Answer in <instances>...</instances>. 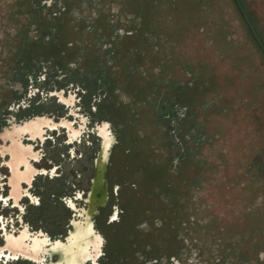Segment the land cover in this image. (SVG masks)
<instances>
[{
    "label": "rangeland",
    "instance_id": "1",
    "mask_svg": "<svg viewBox=\"0 0 264 264\" xmlns=\"http://www.w3.org/2000/svg\"><path fill=\"white\" fill-rule=\"evenodd\" d=\"M18 1L0 0V94L11 102L0 107V128L4 118L30 114L32 103H41L33 114L81 129L95 105L115 127L107 169L118 185V222L106 230L112 264L161 256L173 264L171 255L181 259L168 246L174 233L189 243L192 232L199 264L201 253L213 259L207 264H264V0H236L239 11L232 0H33L49 14L38 34L51 42L27 48L54 63L30 79L9 74L18 64L9 36L25 15ZM65 130L33 145L32 166L54 170L37 178L28 197L11 194L1 165L8 155L0 154V235L23 226L53 239L68 216L65 200L80 207L74 194L97 184L88 161L98 155L103 162L104 150L93 138L66 144ZM37 263L19 256L12 264Z\"/></svg>",
    "mask_w": 264,
    "mask_h": 264
},
{
    "label": "flooded vegetation",
    "instance_id": "2",
    "mask_svg": "<svg viewBox=\"0 0 264 264\" xmlns=\"http://www.w3.org/2000/svg\"><path fill=\"white\" fill-rule=\"evenodd\" d=\"M18 6L19 8H23L25 15L20 19V22L15 29V33L12 35L10 34L9 36L15 42L13 46L18 47V64L15 68H10L9 74L13 72L16 76L18 75V79L19 76H25L27 79H30V77H35L37 75L35 70L40 65L44 68L49 64L54 63V61L50 60L47 55L43 54V52V55L39 53L33 55L27 48H30L27 44L28 41H31L33 44L42 43V41L44 42L45 40L47 43L51 42L48 37H45L46 39L41 38L38 34V32L41 31L39 27H45L42 20L50 22L48 21L49 14L43 11V7L37 5L33 0L27 5L22 0L18 1ZM50 24L51 23H48L46 25ZM31 27H33L36 34H29ZM4 50L6 49L4 48ZM4 50L2 49V51H0V56ZM15 51L16 50H14L13 53H15ZM19 90L20 88L18 87V91ZM6 91L11 92L12 94L16 93V90L10 87H8ZM85 93L84 90L80 95V99H82ZM2 94H0V107L2 105H7L6 102H9L8 100L6 101V93ZM60 101L63 102L62 99H59L58 102ZM61 104L64 106V103ZM17 105L18 108H21L19 101ZM37 105H41V103H32L28 106L31 110L30 114L26 113L25 115H20L18 113V117L10 116L11 118H4L5 123L0 128V138L9 137L8 142L0 144V154L8 155L6 163H2L1 165H5L9 169L7 186H9L11 194L14 196L18 195V199H20V197H28L30 196L29 191L36 188L35 182L37 178L44 174L50 176L53 175V168L47 171L44 168L38 169L32 166V161L36 162L39 158L38 152L33 148V145L35 143L39 145L45 140L51 141L52 137L48 136L50 135L49 131L54 132L57 127L68 129L65 130V139L67 140L65 143L68 145L78 140L79 144L86 143L89 145V143H93L91 140V138H93L96 142V151L99 152L101 149L104 150L102 158L103 162L98 160V155L96 157V162L93 161V158L91 161H88L89 169L93 172L97 171L99 173V180L95 185H92L90 182L86 188L81 189L82 191L80 193H73L75 199L81 201L82 205L80 207H75L70 200H65L63 205L68 210V216L64 218L61 227L59 226L61 230H58L53 234V239L46 234L42 235L43 233H37L35 235L33 233L30 235L25 227L22 228L23 226H21L18 233L16 232L17 235H14L15 232H4L1 234L0 237L2 238V242L0 244V260L5 258L4 264H12L19 256H21L28 260L30 259L34 262H38L37 264H112L111 255L106 248L108 237L106 230H109L110 232L118 222V185L109 182L107 178V169L116 140V129L107 120L99 119L97 117L98 115L95 105H93V110H91L92 108H88L89 113H87V116H89L90 119L86 116V123L83 129H81L83 125L80 124L79 127H73L71 123L61 120V116L57 120H52L50 116H45L43 111L41 113L38 112L37 114H33L34 107ZM9 106L10 105H8V107ZM26 107L27 105L23 106V108ZM105 129H108V131L104 132ZM78 134H80L79 139ZM104 137L105 140L108 141H106L105 147H102ZM53 166L59 168L56 164ZM64 181H66L65 177ZM37 187L39 191L43 188L42 185ZM61 187H63L64 190L67 187L69 190L72 188L71 185L68 184L66 186L65 183L62 184ZM11 194L9 197H12ZM9 197L5 198L3 202L6 203V200ZM31 202L34 203V201ZM37 203L38 202H35V204ZM12 206H17L16 202H13ZM122 212V209H120V213ZM113 217L116 218L113 219ZM190 220H192V217H190ZM164 234L165 233H163V239H172L169 235L165 236ZM210 234L212 233L208 232L206 234L208 240L211 239L209 237ZM181 237L183 239L182 241L180 239ZM196 238L197 235L192 232L188 243L182 233H180V235L174 233L172 239L173 242L169 243L168 246L169 248L172 247L171 250L175 254L181 256V259L179 261L178 258L174 259L173 255H171L167 260L173 261V264H199V261L197 260L200 252L197 248L199 241H197ZM32 242H35V245H31ZM9 243L15 248L14 251L16 253L12 252ZM210 245L209 249L212 250V256L215 248L212 247L214 245L212 242ZM30 248H33L34 250L36 249V251H43V255L39 256L34 255L31 252L28 253L27 250L30 251ZM201 256L204 259L202 261L203 264H207L208 261L206 262V259H208L209 262L213 261V259L210 257L208 258L209 255L207 256L205 253H201ZM215 260L218 259L215 258ZM165 261L166 258L164 256H161L158 259L153 257L151 259L152 263L150 264H165ZM113 264H115V262Z\"/></svg>",
    "mask_w": 264,
    "mask_h": 264
},
{
    "label": "trees",
    "instance_id": "3",
    "mask_svg": "<svg viewBox=\"0 0 264 264\" xmlns=\"http://www.w3.org/2000/svg\"><path fill=\"white\" fill-rule=\"evenodd\" d=\"M232 2H233V4H234V6H235V7L238 9V11H239L240 6L238 5V2H237L236 0H232ZM258 46H259V48H261V51H262L263 49H262L261 45L258 44ZM262 52H263V54H264V51H262Z\"/></svg>",
    "mask_w": 264,
    "mask_h": 264
},
{
    "label": "snow or ice",
    "instance_id": "4",
    "mask_svg": "<svg viewBox=\"0 0 264 264\" xmlns=\"http://www.w3.org/2000/svg\"><path fill=\"white\" fill-rule=\"evenodd\" d=\"M116 217H113V219H115Z\"/></svg>",
    "mask_w": 264,
    "mask_h": 264
},
{
    "label": "water",
    "instance_id": "5",
    "mask_svg": "<svg viewBox=\"0 0 264 264\" xmlns=\"http://www.w3.org/2000/svg\"><path fill=\"white\" fill-rule=\"evenodd\" d=\"M103 170V169H102ZM103 173V172H102Z\"/></svg>",
    "mask_w": 264,
    "mask_h": 264
}]
</instances>
